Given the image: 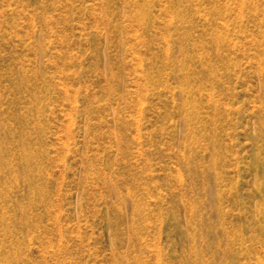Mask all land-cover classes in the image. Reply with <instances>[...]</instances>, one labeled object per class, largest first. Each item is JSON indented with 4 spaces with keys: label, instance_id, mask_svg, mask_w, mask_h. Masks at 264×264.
Returning <instances> with one entry per match:
<instances>
[{
    "label": "rangeland",
    "instance_id": "374dc122",
    "mask_svg": "<svg viewBox=\"0 0 264 264\" xmlns=\"http://www.w3.org/2000/svg\"><path fill=\"white\" fill-rule=\"evenodd\" d=\"M0 264H264V0H0Z\"/></svg>",
    "mask_w": 264,
    "mask_h": 264
}]
</instances>
